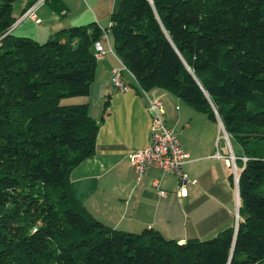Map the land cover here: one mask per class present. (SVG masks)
Here are the masks:
<instances>
[{"label": "trees", "instance_id": "obj_1", "mask_svg": "<svg viewBox=\"0 0 264 264\" xmlns=\"http://www.w3.org/2000/svg\"><path fill=\"white\" fill-rule=\"evenodd\" d=\"M13 2L0 0V264H264V0H120L111 15L139 86L216 114L242 151L235 230L182 242L108 227L76 201L69 171L92 154L98 122L62 100L88 95L100 28L14 36Z\"/></svg>", "mask_w": 264, "mask_h": 264}, {"label": "crops", "instance_id": "obj_2", "mask_svg": "<svg viewBox=\"0 0 264 264\" xmlns=\"http://www.w3.org/2000/svg\"><path fill=\"white\" fill-rule=\"evenodd\" d=\"M16 0H14L15 2ZM32 0L12 4L14 36L45 41L57 31L95 23L100 28L97 41L105 51L96 58L93 81L86 96L73 102H86L89 116L98 122L93 152L69 171V187L79 205L102 224L125 232L140 233L154 229L162 236L182 242L205 239L233 227L237 214V189L229 179L232 165L224 157L233 156L236 173L242 164V151L227 135L217 115L208 117L176 94L159 87L142 89L115 53L111 15L120 0H49L35 8V18L22 17ZM95 53V46H92ZM122 68L127 90L112 86V68ZM109 94V103L99 121L101 105ZM147 96L162 100V119L187 153L181 164L189 182L176 192L177 179L169 172L147 166L136 175L127 158L131 148L149 142L150 116ZM156 181L157 186L152 184ZM157 188L164 191L157 193Z\"/></svg>", "mask_w": 264, "mask_h": 264}, {"label": "built area", "instance_id": "obj_3", "mask_svg": "<svg viewBox=\"0 0 264 264\" xmlns=\"http://www.w3.org/2000/svg\"><path fill=\"white\" fill-rule=\"evenodd\" d=\"M47 1L49 0H32L26 5L21 16L35 18V8ZM94 46V56L96 58L102 57L105 53L102 43L96 41ZM110 80L115 89L121 91L127 90V84L122 77V68H112ZM147 101V110L150 116L149 142L145 146L129 149L127 152L128 161L136 175L141 174L147 166L158 168L163 172L172 173L177 179L176 192L181 194L185 190L186 184L193 182L188 179L187 174L181 168V164L187 157V153L180 148L176 136L171 129L164 124L162 119V100L157 97L147 96ZM221 131L222 138L226 140L227 135L224 129L221 128ZM216 156L224 157L227 164L231 163L232 181L236 187L237 173L233 165V156L229 152L225 156L219 154H216ZM152 184L155 187L157 186L156 181H152ZM157 193L163 195L164 191L157 188ZM236 223L237 214H235L234 217L233 230H235Z\"/></svg>", "mask_w": 264, "mask_h": 264}, {"label": "rangeland", "instance_id": "obj_4", "mask_svg": "<svg viewBox=\"0 0 264 264\" xmlns=\"http://www.w3.org/2000/svg\"><path fill=\"white\" fill-rule=\"evenodd\" d=\"M17 1V0H16ZM16 1L14 2V3H16ZM73 98H76V97H73ZM73 98H70V97H68V98H64V100H62V103H65L66 101H69L70 99H73Z\"/></svg>", "mask_w": 264, "mask_h": 264}]
</instances>
